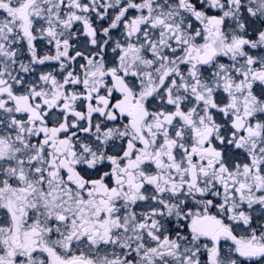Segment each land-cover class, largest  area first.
Wrapping results in <instances>:
<instances>
[{
	"label": "snow or ice",
	"instance_id": "snow-or-ice-1",
	"mask_svg": "<svg viewBox=\"0 0 264 264\" xmlns=\"http://www.w3.org/2000/svg\"><path fill=\"white\" fill-rule=\"evenodd\" d=\"M0 264H264V0H0Z\"/></svg>",
	"mask_w": 264,
	"mask_h": 264
}]
</instances>
